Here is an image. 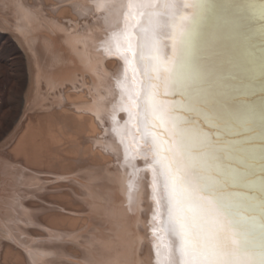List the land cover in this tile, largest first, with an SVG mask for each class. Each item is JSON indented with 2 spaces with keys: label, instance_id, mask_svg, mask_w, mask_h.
Listing matches in <instances>:
<instances>
[{
  "label": "bare ground",
  "instance_id": "1",
  "mask_svg": "<svg viewBox=\"0 0 264 264\" xmlns=\"http://www.w3.org/2000/svg\"><path fill=\"white\" fill-rule=\"evenodd\" d=\"M20 1L27 14L33 19L32 34L36 38L32 49L37 55L35 60H38V64H42L39 60L41 52L49 51L45 61L51 67V73L48 75L49 85H45L43 79L40 80L41 87L39 86L35 91L25 114L26 121L23 119L20 134H17V139L15 138V145L12 144L13 153L21 156L24 166H30L38 177L36 183L39 185L37 196L39 207L36 211L41 232L56 236L49 241L59 242L52 244L46 240L44 246L49 247L48 255L45 262L39 264H160V255L166 247L162 242L166 240V244L171 248V254L169 253L172 255V258L169 257L172 259L171 264H179L182 254L179 251L173 219L167 212L164 192L168 167L165 170L157 164L147 171L151 172L153 180H156L155 173H157L161 181L159 199L156 192V199L159 200L156 206L166 219L168 229H165L167 225L162 222L164 228L161 224L162 220L159 219L161 213L158 210L156 212L157 207L154 208L157 202L155 201L153 205L154 201H151L150 184L154 182L149 179V174L146 175V164L141 168L139 167L144 163L138 164L141 163L140 159L147 155L144 157L138 155L141 151L138 148L142 149L141 146L135 149L137 151L135 154L133 152L135 147L133 148L132 145L128 150L133 148V155L131 152L127 154L126 145H123L125 139L122 138L123 143H121L119 138L126 131L119 133L122 130L119 126L124 120L127 121L126 115L122 119L126 111L124 108L127 106L124 107L126 102L121 92L124 94L122 86L125 88V82H128L124 80L125 86L121 85L123 81L120 78L125 75V64L130 63L132 57L139 54L143 58H141L142 63L138 61L140 65L143 64V67L139 65V68L144 73L136 68L138 65L132 69L139 70L142 74L139 72V75L144 76L141 78L138 75L137 78L136 75L137 83L142 79L140 84L142 87L136 84L141 88L139 89L141 92L137 87L136 90L141 95L142 101L137 91H134L133 94H137L141 104L138 100L135 101L133 94L130 93L133 91L131 89L135 90V84L128 82L129 86L132 87L133 84L134 86L131 91L125 90L130 91L127 93L134 100L128 96L132 101L128 103L130 101H127L125 91L124 96L128 103L125 105H132L128 108H138L137 103L140 104L139 111H142L143 116L140 113L142 120H139L149 133L145 142L151 151L148 153L149 150L147 151L146 146H143L142 155L146 150L150 155L148 162H151L150 159L153 162L160 160L168 161L169 164L172 162L170 152L162 151L160 148L161 145L165 149L163 138L169 141L170 134H166L165 131L162 134L157 122L151 116L147 100L150 98L148 93L157 83L158 101L175 98L183 103V97L168 88L167 73L161 72L159 81L156 77L157 65H164V62L171 59L174 40L179 38L181 30L190 34L186 47L194 55L195 62L200 68L211 72L214 77L229 86L228 98L219 101L217 108L221 113L232 116L229 121L220 125V131L225 140L246 141L245 147L249 153L245 165L247 184L230 191L242 193L247 197L241 214L245 217L247 227L258 246L261 226L260 150L261 140L264 138L261 135L264 130V14L261 11L264 0H142L140 8H138L139 0ZM134 3L139 9L135 21L133 11L137 9L133 6ZM131 6L135 8L132 12ZM113 7L119 10L114 11L115 15L116 13L119 15L117 24L120 20L117 28L119 33L115 31L118 33V35L113 33L115 36L109 34V30L112 32L111 28H114L112 27L114 22L112 23L111 20L116 19L112 14V10H115L112 9ZM108 9H112L109 10L112 13ZM132 17L135 31L128 30ZM110 22L112 25L109 24ZM106 24L111 27H107ZM103 25L107 30H103ZM120 29H124L123 36L128 30V37L132 35L130 37L135 38L133 44L132 39L131 42L126 37L127 34L126 38L124 37L133 44L132 48L136 49L133 46L138 42L135 45L136 47L138 45L137 53L134 49L131 51V48H128L131 47L129 42L124 45L127 40L119 36ZM108 37H119L126 42L120 39L118 45L114 41L115 38L109 40ZM111 41L114 42L111 44ZM120 46L122 51L123 46L124 49H128L126 54L125 52L121 54L127 55L130 53L129 50L133 52L132 57L129 54L130 60H127L128 57L124 58L123 54L120 57ZM139 55L133 58L132 62L139 58ZM126 60L130 62L125 63ZM132 69L129 71L131 72ZM136 70L135 73L138 72ZM130 72L128 74H131ZM132 75L130 77L136 79ZM133 101H138L134 102L136 107ZM30 110H33V113ZM131 111L134 113L132 114ZM131 111L129 115L136 114L137 117L129 118L138 120L137 109ZM186 111L188 109L181 115L183 121L198 124L206 131H217V128L208 126L204 112L191 114ZM131 121L125 122L126 127ZM134 121L131 123L135 126L136 119ZM138 123L139 121L136 124ZM212 123H216L215 119ZM134 126L132 127L135 130L129 128L134 133L136 129V133L139 132V126H135L138 128ZM161 127L164 130L170 129L171 123ZM124 130L125 128L122 131ZM128 136H131V131ZM133 137L140 138L136 135ZM127 138L130 142L131 138ZM125 142L128 143L126 140ZM140 143L137 141L135 146ZM129 154L137 156L132 159L131 156L127 157ZM137 158L140 161L137 163L139 167L135 166ZM142 168H146L145 171ZM148 180L153 183H149ZM40 183H46V187L42 188L43 184ZM42 190L48 194V199L47 195L44 197L41 194ZM153 199L155 200V197ZM156 213L158 215H154ZM152 216L157 218L154 221L160 220L161 227L158 223L156 229L163 227V230L169 231L166 235L167 239L164 237L166 240L160 237L163 240L160 241L164 249L162 251L158 249L162 247H157L159 241L153 242L156 234L150 232L152 237L155 236L154 239L151 238L153 241L150 236L148 237L153 222ZM157 231L158 234L161 233L160 230ZM10 246L8 245V250ZM13 249L14 252L17 250ZM257 250L258 247H254L250 252ZM165 251L170 252V249ZM19 255L13 256L12 259L19 261ZM21 256L23 259L24 254L21 253ZM25 259H23L24 264L27 260ZM7 262L4 261L6 264ZM16 262L15 264L18 263ZM162 263L164 264L163 261Z\"/></svg>",
  "mask_w": 264,
  "mask_h": 264
},
{
  "label": "snow or ice",
  "instance_id": "2",
  "mask_svg": "<svg viewBox=\"0 0 264 264\" xmlns=\"http://www.w3.org/2000/svg\"><path fill=\"white\" fill-rule=\"evenodd\" d=\"M261 11L264 14V6ZM189 37L181 30L174 40L171 59L164 62L167 86L183 97L180 106L204 112L208 126L217 131H206L187 120L180 122L170 116L165 101L158 102L162 122L171 123L170 129L165 128L173 155L164 192L182 254L179 264H264V138L260 150L261 226L257 246L241 214L247 197L230 191L247 184L245 165L249 153L246 141L225 140L220 131V125L232 116L217 108L219 101L228 98L229 86L195 62L186 47ZM261 135L264 137V130ZM254 247L258 250L250 252Z\"/></svg>",
  "mask_w": 264,
  "mask_h": 264
},
{
  "label": "rangeland",
  "instance_id": "3",
  "mask_svg": "<svg viewBox=\"0 0 264 264\" xmlns=\"http://www.w3.org/2000/svg\"><path fill=\"white\" fill-rule=\"evenodd\" d=\"M114 1H117V0H114ZM139 3H140V5H139ZM141 3H142V0H139V2H138L139 7H138V5L135 6L136 3H134L133 6L136 9H137V7L140 8ZM132 4H130V5H132ZM133 6L130 7L132 9L131 12L133 10H135V8H133ZM114 8H115V10H112ZM112 9H108V11L109 10L113 11V13L109 11L112 14H114V11L116 12V10H118L117 7H113ZM138 11H139V9L135 10V12L133 11V13H135L134 14L135 19L132 17L131 24L136 20V17H137L136 12H138ZM109 12H106V13H109ZM148 14H150V13H148ZM114 16H116L117 20L116 19L111 20L112 23L114 22L113 25L115 23L117 24L119 15H117V13H116V15L114 14ZM131 16H133V15H131ZM133 19H134V21H133ZM112 23L110 22L109 24L112 25ZM119 23H120V20H119ZM119 23L117 25L115 24V26L112 25V27H114V28L113 29L111 28L112 32H110V30H109V34L112 33L111 35H113V36L118 35L119 29H117V28H119ZM131 24L129 26L130 29H128V30L129 31H131V30L135 31V29H136V28H134L135 24H132V25ZM106 26L109 27L107 24H106ZM102 27H103V30H107L106 29L107 27L104 28V25ZM131 27L134 29H132ZM32 28H33V19L25 11V8H24V5L22 4V1H20V0H0V264H6V263H4V261L5 262L8 261L7 264L9 262H10L9 264H12V262L15 264L16 260L12 259V258H14L13 256H18L19 251H20V255H19L20 259H19V261H17L18 263L16 262L17 264H24L23 259H25V258L27 259V260L26 259L25 260L28 261V262L25 261L26 264L43 263V262H45V258L48 255V249L47 248H49L47 246H44V243L46 242V240L49 243L52 242V244L53 243H59L57 240L49 241L50 239L56 238V236L43 234L41 232V229H40L41 226L39 227L40 224L37 223V211H36V209L39 207V199L37 197L39 185L36 183L38 177L32 171L30 166H28V165H25L26 167L24 166V163L21 160V156L17 155L15 152L13 153L14 150H12V144L14 143L13 146L15 145L16 139H17L18 135L20 134L19 132L21 131V128L23 125L21 123L26 121V115L25 114H26L28 107H30L33 96L35 94V91L39 88V86L41 87L40 80L43 79V81H44L43 83H45V85H49V83H50L48 80L49 79L48 75H50V73H51V67L45 61L46 57L49 55V53H48L49 51L43 52V53L41 52L39 60L41 61L42 64H40V63L38 64V60H35V59H37L36 58L37 55H35L34 50L32 49L33 42L35 41L34 38H36V36L32 34ZM122 30L124 31V29H122ZM128 30L126 31L127 33L125 32L127 34L126 37H128V34H129ZM115 31H117L118 33ZM121 31L119 34L120 37L123 36L122 35L123 31L122 32ZM105 32H107V31H104V33ZM113 33H115V35ZM126 34H124V36L122 37L123 39L126 38L125 37ZM130 36L132 37V35H130ZM130 36L128 37L129 40L132 39ZM106 37L107 36H105V38ZM109 37H108L109 40L115 38L114 41H116L118 43V45H120L118 41H120V39H121V41L123 40L122 38H119V37L118 38L117 37L109 38ZM128 39H125V40H127V42L125 40H123V42H126V43H124V45L128 44V42H129ZM134 39H132V41ZM114 41H111V44ZM134 41H136V40H134ZM134 41L132 42L133 44H134ZM131 42H129V46L133 45ZM136 43L138 44V42H136ZM136 43H135V45H136ZM122 44H121V46H122ZM135 45L133 47H135L137 49L138 45H137V47ZM121 46L119 47L120 49L122 48ZM41 47H43L42 44H41ZM128 48L129 49L131 48L130 49L131 51H132V49H134V48H132V46L128 47ZM136 49H134L135 52H136ZM126 50L128 52V49H124V46H123V51H122V49L119 50L120 51V53H119L120 57L123 54V53L121 54V52H125V54H126ZM130 50H129V52H130L129 54L132 57L131 53H133V52H131ZM135 52H134V54H136L138 51L136 53ZM125 54H123V57L126 59L128 57L129 59H127V60H130L131 59L129 57L130 55L128 53H127L128 56ZM137 55H139V54H136V56L134 55L135 57H132V60H133V58H136ZM139 58H137L139 60L136 59L137 61L134 59L133 62H135V63H133L132 60H131V62L126 60L125 63L130 62L133 67H131V68L127 67V66H131V65H129L130 63L125 64L126 69L124 68V70L126 72L125 71H123V72H125L126 76H128V75L129 76L126 78V76L123 75V76H121L122 78H120V80L123 81L122 82L123 84H121V85L125 86V83H126L125 88L122 86V88L124 89V91H123L124 94L121 92V94H122L121 96H123L125 98L124 99L122 97L126 103L130 98H132L131 95L134 93V91H137L136 87H137L138 91H140L139 89H141V88H138V86L142 87L140 85L142 82L141 81L142 79L140 80V82L138 81V83H137V78H138L140 71L134 69V70L138 71V72H136L138 74H136L135 71L132 69V68H135L136 65H138V66H136V68H139V65H140L139 62L140 61H141V63L143 62V60H142L143 58L140 55H139ZM39 65H40V67H39ZM142 65H140V66L143 67ZM37 66H38V68H37ZM128 68L132 69L133 72H132V70L130 72ZM140 70H142V69H140ZM129 72L131 74H128ZM141 72L144 73L143 70ZM141 72H140V74H141ZM132 73H133V75H132ZM131 75L134 76L135 78L137 75V78L134 79V78L130 77ZM141 75H139L141 78L144 77ZM129 78H131V80ZM124 80L128 81L129 84L134 82L135 86L133 84L132 87L134 86L135 90L131 89L132 87L129 86L128 82L124 83ZM120 83H121V81H120ZM127 84L130 88L127 87ZM136 84L137 85L139 84V85L137 86ZM125 89H127V90L131 89L133 91L130 92L131 90L127 91ZM45 90L46 89L44 87V91ZM125 91H126V95H127L126 97L129 96L130 98L128 97V99H127L124 96ZM138 91H137V94H138L139 99H140L141 95H139ZM127 92H130L131 95ZM137 94L136 93H135V95L133 94L135 101L138 100ZM134 98H132V99L134 100ZM126 99H127V101H126ZM135 101H133V103ZM140 101H142V100L140 99ZM140 101H139V103L141 104ZM131 102L132 101H130L128 103H131ZM137 102H135V103H137ZM126 103H124V107L125 106H127V107H125L126 109L124 108V110H126V111H125V114L122 116V119H124V117L126 115L127 121L124 120V122H122L123 121L122 120L121 121L123 123L122 124V123H120L121 118L119 120V123L121 124V126H119V128L121 127L120 130L121 129L123 130L124 128H125V130L124 131L121 130V132H119V133L126 131L129 134L131 131V136H128V134H125L126 133L125 132L123 134L124 137L121 136L119 138H120V141L122 140V138H124L127 142L129 141V140H127L128 139L127 137H129V139L130 138L132 139L133 142L130 139V142H128V143H126L125 140H123L124 143H123V141H121V143H123L124 146L129 145L127 147L125 146L126 152L132 146H133V148L135 147L134 151L132 148V149H130L131 151L128 150L127 154L129 152H131L132 155H133V152L137 153V151H135V149L138 146L139 147L141 146L142 149L138 148V150H141L142 152L139 151L138 155H141L142 157L147 155V157H144L145 159L143 158L144 161H146V162H144V161L142 162L143 159L141 157H140L141 163H138V162H140L138 158L135 160V162H136L135 164L138 163V164L142 165V163H144L142 166L139 167L138 164L135 166H138L139 168L143 167L145 164H146L145 167L147 166V169L145 168L146 169V175L149 174L148 175V176H150L149 179L154 182L153 183L150 180H148L149 183H153V184H150V187H151V196H152L151 201H154L153 202V205H154L155 201L156 202L159 201L157 199H159V194L161 193V181H160V178L157 177V173H155L156 174V176H155L156 180H153L154 177L152 176L151 172L149 171V173H148L147 171L149 168L153 169L154 165H157V162H153L151 159H150L151 162H148L149 157H150V155L148 153H150L151 151L149 150V146H148L147 142H145V141H146L149 133L146 132V129L144 128L142 122H140L142 120L141 117L143 116L142 111H139V110H141V108L139 109L140 104L137 103L138 108L136 107L137 105L135 103H134V107H136V108L129 107L131 110L137 109V111H136V112H138L137 115L139 114L138 120H137V118H135L136 123H137V121H139L138 124L135 123V126L136 125L139 126V129H138L139 132H137L138 133V135H137V133H136L137 129L135 131V133H136L135 134L133 132V130H135V129L132 127L134 125H132V123H131V122H135L134 121L135 119L132 120V118L137 117V116H135L136 114L132 115L134 117L129 115L131 110L128 108V106H132V105H125ZM127 109H129V110H127ZM126 112L128 114H126ZM133 113H134V111L132 112V114ZM140 113L142 114V116H140ZM24 116H25V118H24ZM129 117H132V118H129ZM23 119H24V121H23ZM139 119H141V120H139ZM128 121H131V122L129 124H127L129 126L126 127V123ZM123 126H125V127H123ZM138 126L135 128H138ZM129 127L133 128V130L130 129ZM127 128H128V130H127ZM132 134L136 135L137 137L140 136L141 139L139 138L140 139L139 140V139L134 138V137H133L134 138L133 139ZM125 135L127 137H125ZM135 139H137V140H135ZM137 141H138V143H140V142L141 143H140V145L135 146ZM130 145H132V146H130ZM10 146H11V148H10ZM143 146H146L145 148L147 151L149 150L148 153L146 150H144L146 153V154L144 153V155H142ZM13 149H14V147H13ZM11 154L12 155L14 154V156H12ZM15 156L19 157V159ZM129 156H131V154H129L127 157L129 158ZM134 156H131V157H133L132 159H135ZM146 158H148V159H146ZM142 169H144V168H142ZM145 169H144V171H145ZM40 184H43V183H40ZM43 185H42V188L46 187V183ZM153 186H155V187L153 188ZM105 192L106 191L103 190V193L105 195H107V193H105ZM156 192H157V199H156ZM41 194L44 197L47 195V199H48L49 196H48V194H46V192H44V190H42ZM154 197H155V200L153 199ZM31 203H32V205H31ZM156 205L158 206V202L154 205L155 206L154 208L157 207ZM157 210L159 212L158 207L156 209V212H157ZM159 213H161V211ZM154 215H158V213H156ZM161 216L163 217L162 213L160 214V218H159L160 220H162L161 224H162V222H164L165 225H167V223L165 222V220H166L165 217H163V219H162ZM156 219H157L156 217L152 218L151 221H153V222H152V226L150 227L151 230L149 229L150 231H148L149 233L151 232L154 235L156 234L155 235L156 237L154 235L152 237L151 233L148 234V237L150 236V239L151 238L154 239V237H155L154 241H153V239H151L155 243H157L159 241V243H157V247L158 246L162 247V243H163L164 244L163 246L164 247L166 246L164 248L165 250L170 249V252H169V251H165L163 249V247L158 248L161 251L164 250V251H162V254L165 253V254H163V256L165 255L167 257L166 258L164 256V258H163L162 254H161L160 255L161 258L159 260V261H161L160 264H163L162 261L164 262V264H168V263L171 264L170 260L172 261V259H171L172 255H169V253L171 254V248L169 245L166 244L167 243L166 242L167 241L166 235H168L169 231L166 232L165 229H168V225L165 228L164 223H163L162 225L165 229L163 230L162 229L163 227L161 229H159L161 227L160 226V220L154 221ZM38 220H40V219H38ZM153 223H154V225H153ZM157 224H158V226H160L158 229H156L158 227V226H156ZM157 230H160L161 233H162L161 230H163V233L161 234L159 232L160 234H158ZM154 231H156V232H154ZM157 234L161 235V236H158ZM160 237L166 238V239L162 238L163 240H166V241H164L165 243L162 242L163 240L160 239ZM8 245L9 246L11 245V246H13V248H16L17 249V250H15L16 253L14 252V249L11 248V246L9 248L10 250H8ZM168 247H169V249H167ZM8 251H9V253H8ZM4 252L5 253L7 252V253L5 254ZM10 252H12V253H10ZM21 253H22V255L24 254L23 259H22ZM10 254H12L10 257L11 259L8 258L10 256ZM167 255H169V256H167ZM169 257H171V258H169ZM4 258H7V259H4ZM9 259H10V261H9ZM162 259H165V260H162ZM166 259L169 262L166 261Z\"/></svg>",
  "mask_w": 264,
  "mask_h": 264
},
{
  "label": "water",
  "instance_id": "4",
  "mask_svg": "<svg viewBox=\"0 0 264 264\" xmlns=\"http://www.w3.org/2000/svg\"><path fill=\"white\" fill-rule=\"evenodd\" d=\"M158 66V73H157V81H159V77H160V73L161 72H164L163 69H164V65L160 64V65H157ZM166 92V91H165ZM149 95V99L147 100L148 101V104L150 105V110H151V113H152V118L154 119V121L157 122L158 124V127L161 129V132L162 134L164 133V128L161 127L163 125H165L162 120H161V115L162 113L160 112L159 110V107H158V95H159V87L157 86V83L154 84V87L150 90V92L148 93ZM169 94H170V91H169ZM165 101V106L169 108V114L171 117L173 118H178L180 122H183L181 115L183 114V111L185 112V110L187 109L186 106H180L182 105L183 103L180 102V100H176L175 98L174 99H164ZM179 102V103H178ZM147 104V105H148ZM187 113H191L192 114V111H186ZM180 114V115H179ZM160 140V139H159ZM159 142L162 143V141L160 140ZM163 143H164V148H162V146L160 145V148L162 149V151L165 150V152H170V155L172 156V152L169 150V143H168V140L166 138H163ZM166 145L168 146L166 148ZM168 150V151H167ZM165 155V153H164ZM162 157H165V156H162ZM157 164H159L162 168H167L169 163L168 161H158ZM166 170V169H165ZM166 179V178H165Z\"/></svg>",
  "mask_w": 264,
  "mask_h": 264
}]
</instances>
